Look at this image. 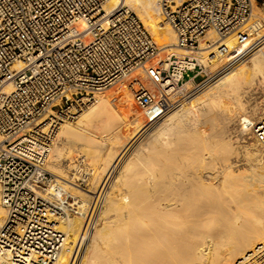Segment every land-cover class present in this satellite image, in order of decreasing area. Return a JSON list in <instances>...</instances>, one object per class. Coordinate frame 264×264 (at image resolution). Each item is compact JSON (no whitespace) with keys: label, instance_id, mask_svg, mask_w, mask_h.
Segmentation results:
<instances>
[{"label":"bare ground","instance_id":"bare-ground-1","mask_svg":"<svg viewBox=\"0 0 264 264\" xmlns=\"http://www.w3.org/2000/svg\"><path fill=\"white\" fill-rule=\"evenodd\" d=\"M119 6L135 8L152 37L162 41L161 48L177 56L195 57L210 67L213 61L208 55L218 43L233 44L223 57L227 64L247 47L251 34L241 39L236 33L219 38L209 31L198 48H184L164 20L158 0H108L103 9L110 12ZM259 20L264 21V10L253 1L250 23L241 31ZM263 25L256 26L257 33ZM250 57L244 71H228L217 78L207 98L186 108L179 105L164 116L147 134L155 143H147L139 152L133 150L141 162L125 171L120 168L110 181L111 161L117 163L129 152L135 134L147 124L136 112L132 92L122 87L97 91L76 119L61 122L47 168L57 176V190H64L61 203L74 213L56 222L65 237L55 264H243L256 256L264 247V145L253 127L264 114V50ZM13 67L19 69L22 64ZM191 84L184 80L172 95H188ZM4 88L10 90L11 81ZM108 101L126 109L132 120L115 123L110 140L100 142L86 121ZM214 126L217 131L218 126L223 129L220 134ZM68 132L81 146L120 141L116 156L102 168L108 167L102 181L92 172H81L73 158H63L65 145L58 135ZM213 137L219 148L211 147L208 138ZM63 163L66 169L60 168ZM71 167L73 175L64 172ZM76 173L91 187L79 188L74 182ZM107 180L102 204L88 227L92 193L99 192L94 188L99 183L102 190ZM4 214L0 197V223Z\"/></svg>","mask_w":264,"mask_h":264},{"label":"built area","instance_id":"built-area-1","mask_svg":"<svg viewBox=\"0 0 264 264\" xmlns=\"http://www.w3.org/2000/svg\"><path fill=\"white\" fill-rule=\"evenodd\" d=\"M107 1L0 0V264H55L59 256L65 233L56 222L72 210L62 194L56 198L47 163L61 122L133 73L134 102L153 121L171 109L175 89L202 69L195 57L161 55L137 13L127 6L106 12ZM158 1L184 48H198L209 31L241 39L263 22L241 31L257 0ZM227 52L218 43L213 54ZM253 128L264 145V114ZM243 264H264V247Z\"/></svg>","mask_w":264,"mask_h":264},{"label":"rangeland","instance_id":"rangeland-1","mask_svg":"<svg viewBox=\"0 0 264 264\" xmlns=\"http://www.w3.org/2000/svg\"><path fill=\"white\" fill-rule=\"evenodd\" d=\"M261 1L262 0H257V4L259 6H261ZM133 10L138 14V12H137V10L135 8ZM138 16H139V14H138ZM140 19L143 21V19L141 17H140ZM249 23H250V21H249ZM249 23L247 25H249ZM263 23H264V21H263ZM147 29L149 30V32L152 35V30L149 27H147ZM233 33H231V34H233ZM231 34H229V35H231ZM229 35H227L225 37H222V38H226ZM249 36L250 37H249V40H248L247 47H245V49L243 51L235 54L233 56V58L227 64H225L226 60L223 58L224 55L223 56H215L213 54L215 49L212 52H210V56L208 55V58L211 59V61H213V63H212L213 67L212 66L211 67L210 66H206V65H203V63H201L202 64V69H201L200 73L198 74V76L195 78V80L192 81L191 91L189 92V94L188 95H182L180 93L179 95H172L171 96V101H172L173 104H172L171 109L165 115H163L162 117H160L158 119H155L157 121L153 120V121H150L148 123V121L145 120L143 112L135 104V102L133 100V104H134V106L136 108V112L138 110V115H139L140 119L147 123L145 125V127L147 126L148 128H147V130L143 131V129L145 128V127H143V129L138 131L139 133L137 132L135 134V136H134L135 142L131 145L129 152H127L120 159V161L119 160H118V162L116 161L118 163V165L114 161H111L114 164V166L112 168L113 171H110V173H109L110 175H108L109 176V178H108L109 181L111 180V178L113 176H116V173L118 172V170L120 168L123 169V170L121 169L120 171H125V169H128L130 167L133 168L134 165H136L137 163L141 162L142 157H140L139 154H134L133 150L134 149H138V152H139L140 151L139 149H141L147 143L151 144V145L155 143L154 139H151V137L147 136V134L153 128H155V125H157L164 116H167L170 112H172L174 110V108H176L179 105H182L181 108H186L189 105H193L195 103L201 102L202 100L207 98V92L215 90L214 87L212 89H209V86L212 83H215V80L217 78H219L221 75H223L224 73H226L228 71L231 72L232 70H233L232 72L244 71L246 69V67L249 65V63L251 61V57L250 56L254 52L261 53L264 50V25L262 26V29L260 30L259 33H257V34L255 33V34H252V35H249ZM160 41L161 40H158V39L156 40V42H157V44L159 46L161 45V42H162V41L161 42ZM227 46L230 48L231 46H233V44H228ZM165 52H171V51L169 49L163 48V49H161L160 54L162 55ZM220 60H221V62H220ZM218 61L220 63L224 62V64H220ZM238 65L240 67L235 69V67L238 66ZM142 74L144 75V73H142ZM133 75H135V73L124 77L119 82H117V83L111 85L110 87H108L106 89H103V90H101L99 92H107V91H109V89L113 90V89H115L117 87L125 88L126 90L131 92L129 84H130V82L132 80ZM118 105L119 104L117 102H113V101L105 102V103H103L101 105L100 108H98L93 114H91L87 118V121H86L87 128L89 129L90 132H93V133H95L97 135V138H98V140L100 142H108V140H110V138L112 137V133H113V132H111V130L113 129V126H114L115 123H117L120 120H125L126 122L132 120L130 118V115H128V111L126 109H124V108L119 107ZM131 117L133 118V116H131ZM74 119H76V118H74ZM217 128H218V130L220 129L219 130L220 132L217 131L215 126L212 129H214L215 132L220 134L223 129L220 126H218ZM206 129H208V128H206ZM58 137L60 139H62V142L65 145L63 158L64 159L73 158L74 162L78 164L79 169H81V172H83V173L92 172L93 174L96 175V177L98 176V178L99 177L101 178L100 181H102V179L104 178V175L107 173V170H108V167H107V169H102V168H104L105 166L108 165L109 161L111 160L110 158L117 151V149H116L117 146L120 145L119 144L120 141L119 142L117 141V142H112L111 144H109V146H107V145L102 146L101 145L99 147L96 144H93L91 146L90 145L89 146H81L78 142H75V140H77V139H75V136L72 133H69V132L65 133L64 135H61V137L58 135ZM209 139L210 140L212 139L211 140L212 143L210 144L211 147L216 148L217 147L216 145H218L214 141L216 138L213 137V138H208V140ZM213 142H214V144H213ZM220 146L221 145L219 143L217 148H219ZM120 152H121L120 153V155H121L122 151H120ZM115 156H116V154H115ZM115 156H114V158H112V160H115ZM64 164L65 163L60 165V168L66 169ZM109 168H110V164H109ZM71 169H69L68 171L66 170L64 172H66L68 175H73L74 174L73 172H75V169L72 168V167H71ZM120 173L122 175L124 174L123 172H120ZM106 176H107V174L105 175V177ZM54 177L56 178L55 179L56 186H59L58 179H57V176L55 174H54ZM79 177H80L79 174L76 173V176L74 177V182L77 184V186L79 188H82V189L86 188L87 189V188L91 187L89 181L80 180ZM108 180H107V183L104 182L105 186H104V188H102V190L100 188V184L99 183H98V185H96V188H94L95 191L99 190V192L94 193V194L92 193L93 197H92L91 202H90L91 203V206H90L91 208L89 207V210L90 211L92 210V211L91 212L88 211V213L90 212L89 216H90L91 221H90V225L88 227H90L93 224V222H94V220H95V218L97 216L96 213L98 211V208L102 204V200L104 198L103 195L106 193L105 190L107 189V186L109 184ZM103 181H105V180H103ZM62 192H64V190H56V192H55L56 193V198H58L57 196H60L61 194L63 195L64 193H62ZM227 197H228V199L230 198V196L227 195L226 199H227ZM54 201L56 203V200H54ZM73 213H74L73 211H70L69 215L73 214ZM64 217H66V215H64ZM60 219H62V218H60Z\"/></svg>","mask_w":264,"mask_h":264}]
</instances>
